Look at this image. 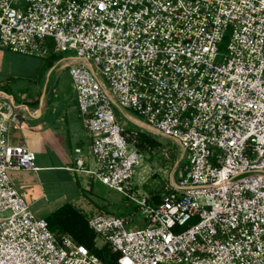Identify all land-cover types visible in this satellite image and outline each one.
Wrapping results in <instances>:
<instances>
[{
  "label": "built area",
  "instance_id": "built-area-1",
  "mask_svg": "<svg viewBox=\"0 0 264 264\" xmlns=\"http://www.w3.org/2000/svg\"><path fill=\"white\" fill-rule=\"evenodd\" d=\"M48 45L84 63L68 75L92 166L75 149L70 171L122 194L146 221L128 230L112 214L87 219L110 264H264V0H0V49L37 57ZM112 104L187 154L158 202L128 186L145 155ZM6 120L13 110L0 101V264H106L17 193L8 171L37 167Z\"/></svg>",
  "mask_w": 264,
  "mask_h": 264
},
{
  "label": "crops",
  "instance_id": "crops-1",
  "mask_svg": "<svg viewBox=\"0 0 264 264\" xmlns=\"http://www.w3.org/2000/svg\"><path fill=\"white\" fill-rule=\"evenodd\" d=\"M51 48L48 45L46 53L40 56L46 62L37 68L33 76L23 74L19 69L20 63L15 66V60H3L0 55V62L4 66L6 61L8 63L6 70L1 69L3 78L0 80V101L12 107L15 117L13 123L5 121L9 126L8 137L12 144L24 145L34 153L37 167L36 171L9 170L8 177L17 193L30 208L33 207L35 217L47 220L68 204L87 222L92 215L86 212L85 204H76L67 197L62 200L61 193L50 195L47 192L61 180L63 174L86 175L70 171V168L75 167V158L78 156L75 149H81L79 156L85 168L92 166V137L83 125L77 108L75 90L68 75V68L72 65L68 66L64 60L75 57L78 60L76 65L84 63L76 56L55 58L56 53ZM62 61L64 63L60 65ZM53 195L56 197L53 198ZM79 222L78 217L67 212L52 221L51 230L68 233V228Z\"/></svg>",
  "mask_w": 264,
  "mask_h": 264
},
{
  "label": "rangeland",
  "instance_id": "rangeland-1",
  "mask_svg": "<svg viewBox=\"0 0 264 264\" xmlns=\"http://www.w3.org/2000/svg\"><path fill=\"white\" fill-rule=\"evenodd\" d=\"M228 40L229 36L227 33L219 45V58H222L226 54ZM0 55L3 60H15V66L17 63H20V71L29 76H33L37 68L46 62L44 57L41 58L40 56L35 57L14 53L12 54L10 51H0ZM59 56H75V52L68 51L65 53H56L55 58H59ZM7 61L5 63L6 67L2 62H0V80L3 78L2 70H6L8 67ZM64 62H66L69 66L75 65L78 60L74 57L64 60ZM64 62L62 61L60 65H63ZM51 79H53V76ZM99 79L102 80V77L99 76ZM46 81L48 82L47 76ZM112 110L116 122L120 125L123 131L127 133H150L143 118L138 116L136 113L125 109L120 110L114 104H112ZM153 137L161 145L160 152L155 151L149 153V155L146 154L141 165L136 168L135 175L128 183L130 190L134 191L137 195H151L154 192H161L163 185L169 181L171 175L174 176L175 181L178 177V171L182 170L188 163L187 154L183 153V150L176 143H172L169 139L164 137L156 135H153ZM166 149L170 152L169 160H166L163 155ZM177 160H179V164L175 166ZM92 181L94 182L92 183ZM47 192L50 195H57L61 193L63 196L62 200L64 197H67L71 198V202H75L76 204H85L86 212L91 213L92 216L98 214H112L114 216L122 217L128 220V225L126 227L128 230H138L146 227L144 215L139 211L134 202L124 197L117 191L100 184L96 180H93L89 175H74L72 173H67L66 176V174H63L61 180L52 185ZM54 197L56 196L53 195V198ZM37 208L42 210L41 206H38ZM30 210L34 213L33 207H31ZM52 232L56 236L61 234L57 233L56 229H52ZM95 242L99 243V240L96 239Z\"/></svg>",
  "mask_w": 264,
  "mask_h": 264
},
{
  "label": "trees",
  "instance_id": "trees-1",
  "mask_svg": "<svg viewBox=\"0 0 264 264\" xmlns=\"http://www.w3.org/2000/svg\"><path fill=\"white\" fill-rule=\"evenodd\" d=\"M129 141L133 142L135 147L139 152H142L145 156L146 154L149 155V153L158 151L160 152L161 145L160 143L153 137L152 134L147 132H135V133H129ZM163 191V187L161 189V192H154L150 195V198L153 202H158L160 195ZM67 212L72 213V215L78 217L80 219L79 223H76V225L71 226L68 228V233H70L74 240L78 244L84 245L91 253L95 254L97 257H99L103 263L110 264L111 259L110 257V249L108 246L104 245L103 247L99 248L95 246V239L90 230L88 229L87 222L83 220V218L79 217L78 214H76L72 207L68 204L64 205L60 209H58L56 212H54L49 218H47L48 227L51 230L52 228V221L59 217L60 215H63ZM71 216V215H70ZM52 231V230H51Z\"/></svg>",
  "mask_w": 264,
  "mask_h": 264
}]
</instances>
